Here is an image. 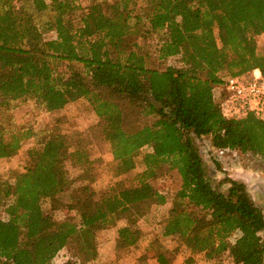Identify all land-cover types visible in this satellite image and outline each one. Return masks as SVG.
I'll return each instance as SVG.
<instances>
[{"label": "trees", "instance_id": "1", "mask_svg": "<svg viewBox=\"0 0 264 264\" xmlns=\"http://www.w3.org/2000/svg\"><path fill=\"white\" fill-rule=\"evenodd\" d=\"M47 12L50 20L39 23ZM49 31L56 36H44ZM258 35L264 0H0V159L34 134L13 120L20 100L53 111L83 98L99 117L86 133L45 129L13 181L0 173V264H54L67 246L94 259L97 227L120 222L116 250L136 245L143 236L137 212L167 202L154 181L169 170L181 184L162 234L185 247L186 264L195 255L209 264H264L263 209L234 178H223L226 191L215 187L195 141L210 136L215 148L264 158V118L253 111L226 116L219 88L254 69L264 76ZM173 56L180 65L150 64ZM149 116L152 122L140 125ZM91 132L110 143L117 175L142 157L131 184L92 188ZM77 179L84 182L81 210L64 200ZM54 200L78 210L79 220L57 219L58 208L44 207ZM149 249L156 264H173L175 250L157 239Z\"/></svg>", "mask_w": 264, "mask_h": 264}, {"label": "rangeland", "instance_id": "2", "mask_svg": "<svg viewBox=\"0 0 264 264\" xmlns=\"http://www.w3.org/2000/svg\"><path fill=\"white\" fill-rule=\"evenodd\" d=\"M50 14L40 16L39 23L43 24L46 20H50ZM47 38L56 36L54 31L45 32ZM256 42L259 50L264 46V35H258ZM157 67L166 65H180L179 57L173 56L165 62H158L153 59L150 63ZM15 124L20 127L32 128L34 134L23 141L20 150L10 158L0 159V173L3 178L10 181L14 180L17 172L22 171L27 162V150L36 145L42 138L44 130L47 128L57 127L60 132L65 134H73L74 132H88L99 122V117L92 109L89 103L81 98L68 103L64 108L53 111H45L34 106L30 100H20L11 110ZM152 116L141 118L140 125L152 122ZM196 144L199 147L207 175L211 183L222 191H226L228 184H223L222 180L225 176L234 178L242 182L253 200L264 211V158L244 153L237 150H226L220 152L212 148L211 137L203 136L196 138ZM90 157L95 167V180L92 188L101 193L115 183L131 184L133 174L144 168L142 157L139 155L136 167L133 171L117 175L116 161L112 154L110 143L104 140L99 133L95 132L89 136L88 144ZM147 149H143L142 152ZM72 176L78 175V170L73 166L68 167ZM84 183L81 180H75L73 188L67 191L65 202L72 203L73 206L81 210L80 206V187ZM155 186L163 190L167 195L165 204L154 205L149 211L140 209L138 214V226L143 232L141 240L133 246L124 248L120 251L116 250V237L119 224L110 228L96 229V243L92 248L94 259L84 261L83 258L74 256L73 247L67 246L62 249L54 259V264H62L69 258H72L73 264H156V259L150 244L155 239L170 250H175L173 264H186L185 260L189 256V252L174 236H164L162 234V226L164 219L169 214L174 197L180 188L181 178L176 170H169L166 174L154 181ZM45 208H58L55 210V217L62 220L65 216H71L75 220H79L78 210H68L64 203L59 200L46 201ZM3 213V207L0 205V215ZM156 243V241H155ZM74 246V245H73ZM157 244L153 246L156 249ZM189 264H209L203 255H195Z\"/></svg>", "mask_w": 264, "mask_h": 264}, {"label": "built area", "instance_id": "3", "mask_svg": "<svg viewBox=\"0 0 264 264\" xmlns=\"http://www.w3.org/2000/svg\"><path fill=\"white\" fill-rule=\"evenodd\" d=\"M219 88L226 94L222 101V108L226 116L238 118L253 111L264 118V76L259 69H254L248 75L228 76L224 85ZM215 149L220 152L233 150L229 148Z\"/></svg>", "mask_w": 264, "mask_h": 264}]
</instances>
